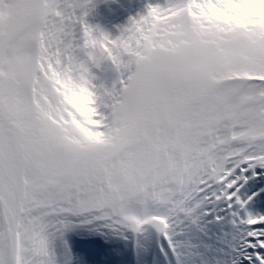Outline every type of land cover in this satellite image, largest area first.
<instances>
[{"label": "snow or ice", "instance_id": "obj_1", "mask_svg": "<svg viewBox=\"0 0 264 264\" xmlns=\"http://www.w3.org/2000/svg\"><path fill=\"white\" fill-rule=\"evenodd\" d=\"M94 7L0 0V264L149 230L183 264L205 221L264 264V0H146L115 35Z\"/></svg>", "mask_w": 264, "mask_h": 264}, {"label": "bare ground", "instance_id": "obj_2", "mask_svg": "<svg viewBox=\"0 0 264 264\" xmlns=\"http://www.w3.org/2000/svg\"><path fill=\"white\" fill-rule=\"evenodd\" d=\"M104 2H105V5H106V8L108 9V14L107 15L101 14L100 11H99V7H98V9H97V11H95V13H91L89 15V17L87 18V22L90 25H92V26H96V27L101 28L102 30L108 32L109 34L115 35L113 33V31L109 30L106 27L104 22H101L104 25L103 24L98 25V24L95 23V20L98 19V18L101 21H102V19H107L109 17H112L115 14V12L117 11L116 8H118L119 10L120 9L123 10L125 8H124V6H122V1L120 2L118 0H105ZM145 3H144V5H145ZM97 4L99 5V3H97ZM94 5H96L95 0H94ZM115 5H118V7H115ZM132 17H135V15L132 16ZM257 179L258 178L256 177V182H257ZM251 183H253V181ZM253 210L255 212H261V211H264V208H259L258 209V207H253ZM208 225H209L208 222L205 221V222L200 223L197 226H185V228L183 229L182 234L180 235L178 243H180L182 245V247H186V248H188L190 246L189 244H192L194 247H196V249L194 248L196 250V252L199 251V250H203L204 246L205 247H209V244H207V242H205V241H202L200 238L198 239L197 233L194 232V231H196V228H198L199 231H202V229L208 230L210 228ZM210 233H213V231H210ZM84 235H88V233L84 231ZM130 236L131 235L129 234L127 236V238H125V239H130ZM193 236H194V240L192 241V237ZM207 236L211 237L208 234H207ZM112 237H118V236H112ZM112 237H109V238H112ZM153 237L154 236H153L151 230H149L148 232L140 235L136 239V241H137L138 245L146 247V249H148ZM120 239H122V237H120ZM229 239H230V228L228 227L227 224L220 223V224H218V230L216 232V235L212 239H210L209 243H213L214 240L215 241L217 240L219 242H223L224 244H226V243L229 242ZM203 244H205V245L203 246ZM202 256L204 257L203 259H201L202 263H204V264H210L211 263L212 264L213 260H212V258L209 255L208 256L202 255ZM217 262L223 263L224 261H223V259H221V260H219Z\"/></svg>", "mask_w": 264, "mask_h": 264}]
</instances>
